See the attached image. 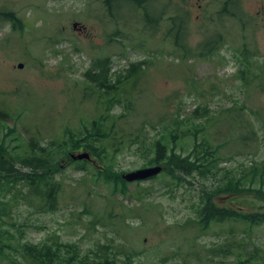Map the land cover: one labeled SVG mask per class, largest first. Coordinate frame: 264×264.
<instances>
[{"label": "rangeland", "instance_id": "rangeland-1", "mask_svg": "<svg viewBox=\"0 0 264 264\" xmlns=\"http://www.w3.org/2000/svg\"><path fill=\"white\" fill-rule=\"evenodd\" d=\"M224 1L0 0V10L13 11L22 22L13 28L0 17V108L10 114L0 125V141L10 153L56 143L63 127L95 116L99 109L90 100L84 73L94 59L109 55L111 77L145 61L132 75L131 128L156 137L163 125L159 117L178 112L200 129L196 141L176 138L169 147L187 153L201 135L210 160L203 175L175 179L161 172L139 184L127 182L122 194L62 155L61 169L53 173L63 185L55 210L41 207L23 180L18 192L5 191V198L14 195L13 220L1 228L15 241L40 243L58 235L82 252L107 244L117 264H123L125 253L133 264H226L235 248L227 256L213 251L227 243H242L246 252L264 257L263 220L248 227L227 217L201 230L194 211L202 204L201 185L224 187L228 180H238L240 191L223 189L213 197L216 205L264 210V0L225 1L229 10ZM143 10L152 25L144 22ZM173 36L182 37L195 55L176 49ZM208 40L215 49L197 56L198 46ZM147 157L132 145L117 155L113 168L126 173L152 165ZM0 264H10L9 258L2 256Z\"/></svg>", "mask_w": 264, "mask_h": 264}, {"label": "trees", "instance_id": "trees-1", "mask_svg": "<svg viewBox=\"0 0 264 264\" xmlns=\"http://www.w3.org/2000/svg\"><path fill=\"white\" fill-rule=\"evenodd\" d=\"M106 1L110 2V0ZM0 17L4 21L10 22L13 28L22 26V22H19L20 20L13 11L0 10ZM142 17H144V22L150 21L145 10H143ZM177 36L173 39L175 48L187 56L195 55L190 52L191 48L185 44L183 38H177ZM213 42L208 40L199 45L197 56H203L206 51L214 50ZM108 61L109 55L101 60L94 59L91 66L98 70L91 68L85 73L89 81L87 88L93 96L90 100L99 109L98 113L92 116L87 123H81L77 127L65 126L58 142L43 146L32 144L37 150L31 147L29 151L24 150V153L17 155L10 153L0 141V260L2 256H6L9 258L10 264H21L18 259H12L11 254L16 253L28 264H117L115 256L106 251V249L108 250L107 244L97 246V251L82 252L76 243L60 241L58 235L47 242L41 241L40 243L15 241V236L7 231V228H1L4 222L9 223V220H13L10 205L14 200V195L5 198V193L11 192L12 189L18 192L16 189L18 180L26 182L29 188L28 193L39 197L37 203L42 205L41 207L48 210L57 208V191H61L63 185L62 178H55L53 173L61 169L59 159L62 155H67L69 151L85 149L91 157L96 158L97 164L95 161L87 160L71 159V162L85 169L88 174H94L95 178L99 179L98 181L110 184L113 193L120 191L125 194L128 190L127 181L121 176L122 172L114 170L113 167L117 155L132 145L136 149L142 148L148 155L147 164L162 163V173L174 175L175 179H183L194 174L203 175L209 170L210 160H208L209 152L207 151L209 148L203 140L201 141V138L204 139L201 135L199 141L194 142V146L187 153L181 154L174 150V147H169L176 138H180L181 141L185 138L186 140L194 138L196 141V135L200 129L198 123H190L188 119L180 118L178 112H172L167 118L159 117L160 123L163 125L156 137L143 135L144 130L141 128L135 130L131 128L130 124L135 123L132 116H135L133 93L136 90L131 77L142 69L141 65L145 61L130 63L127 69L123 72H116L112 77L108 73ZM116 106H120L118 112L115 111ZM196 111L193 112L194 115H197ZM9 116L6 109L0 108V125L2 127V122L6 121L5 119ZM183 123H189L190 126H184ZM146 125L148 126L147 121L143 126ZM15 146L12 149H16ZM201 151L203 152L200 154ZM87 166L90 169H87ZM137 183L140 182L137 181ZM204 185H201L200 193L202 204L194 210L197 214L196 223L200 224L201 230H204L210 222L221 223L227 217L233 221L246 223L248 227L264 221V210L245 211L241 207L230 209V207H220L213 202V197L219 196L223 189L225 192L239 193L238 180H235L234 183L228 180L224 187L220 184L209 187ZM12 224L14 223L12 222ZM232 248H235V257L233 260L227 261L226 264H264L262 255L257 252H246V247L242 243L235 245L227 243L221 250L214 249L213 254L216 257L227 256ZM125 254L126 259L121 263L133 264L129 262L131 261L130 253ZM90 255H94V257ZM220 261V263L223 262V260Z\"/></svg>", "mask_w": 264, "mask_h": 264}, {"label": "water", "instance_id": "water-1", "mask_svg": "<svg viewBox=\"0 0 264 264\" xmlns=\"http://www.w3.org/2000/svg\"><path fill=\"white\" fill-rule=\"evenodd\" d=\"M17 67H22V63H18ZM69 155L73 159H89V154L86 151L78 152L76 154L71 153ZM160 169L161 167L159 165L137 168L135 170L124 173L122 177L127 181L141 179L156 174Z\"/></svg>", "mask_w": 264, "mask_h": 264}]
</instances>
